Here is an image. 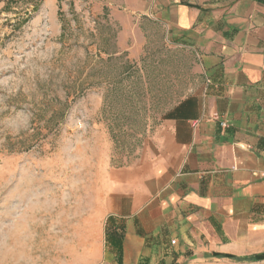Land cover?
<instances>
[{
	"label": "crops",
	"instance_id": "0c3cea01",
	"mask_svg": "<svg viewBox=\"0 0 264 264\" xmlns=\"http://www.w3.org/2000/svg\"><path fill=\"white\" fill-rule=\"evenodd\" d=\"M110 21L133 157L102 170L99 264H255L264 234V0H136ZM108 78V76H106ZM225 124V126H221Z\"/></svg>",
	"mask_w": 264,
	"mask_h": 264
},
{
	"label": "rangeland",
	"instance_id": "374dc122",
	"mask_svg": "<svg viewBox=\"0 0 264 264\" xmlns=\"http://www.w3.org/2000/svg\"><path fill=\"white\" fill-rule=\"evenodd\" d=\"M136 0H0V264H99L102 170L133 157L135 86H101ZM108 76V78H106ZM249 256L264 264V234Z\"/></svg>",
	"mask_w": 264,
	"mask_h": 264
},
{
	"label": "trees",
	"instance_id": "16d2710c",
	"mask_svg": "<svg viewBox=\"0 0 264 264\" xmlns=\"http://www.w3.org/2000/svg\"><path fill=\"white\" fill-rule=\"evenodd\" d=\"M222 257H225V258H231V256H228V255H223ZM264 258V256H256L255 259H262Z\"/></svg>",
	"mask_w": 264,
	"mask_h": 264
},
{
	"label": "built area",
	"instance_id": "2783aa9c",
	"mask_svg": "<svg viewBox=\"0 0 264 264\" xmlns=\"http://www.w3.org/2000/svg\"><path fill=\"white\" fill-rule=\"evenodd\" d=\"M221 126H223V127H224V126H225V124H221Z\"/></svg>",
	"mask_w": 264,
	"mask_h": 264
}]
</instances>
